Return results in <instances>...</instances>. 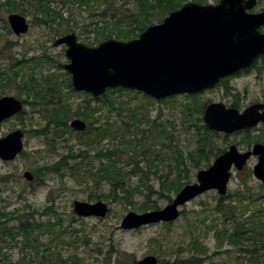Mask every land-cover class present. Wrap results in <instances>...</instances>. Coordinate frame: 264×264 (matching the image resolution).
I'll return each instance as SVG.
<instances>
[{
    "label": "rangeland",
    "instance_id": "1",
    "mask_svg": "<svg viewBox=\"0 0 264 264\" xmlns=\"http://www.w3.org/2000/svg\"><path fill=\"white\" fill-rule=\"evenodd\" d=\"M3 2L5 0H0V3ZM217 2L218 0H207L206 4H216ZM51 7L61 11L65 17L70 16V9L64 4L54 3ZM128 7H133V5ZM263 9L264 0H259L254 10ZM73 10L75 12V20L78 23L75 33L79 41L87 44L89 40L94 43L92 47L103 42L104 40L97 41L94 34L84 32L91 23L98 20V17H91L90 12L79 7ZM1 15L7 20L9 13L2 9ZM27 18L29 22L33 19L32 15ZM161 22L155 20V24ZM30 25L31 27L27 34L16 36L11 29L10 33L3 26V23L0 22V32L3 34L0 38V68H9L13 64L21 63L27 67L23 73H28L30 71L28 67L32 65L31 62H28L29 60L48 55L50 62H53V64H47L38 69L36 71L37 75L53 74L54 79L60 83L61 91L65 96L69 97V99L66 98L71 105V110L73 112L77 111L79 106L84 105L87 96L74 94L68 88L69 77L66 75L68 72L64 68V65L69 62L65 56L66 47L53 46L54 40H51L52 34L49 29L33 25L32 23ZM8 27L10 28L9 24ZM62 27H67V23L65 22ZM58 37L60 36L55 37V39ZM228 87H230V91L224 89L225 105L237 101L240 108H245L256 101L264 102V74L261 79H257L255 74L238 78L230 82ZM2 92H5L4 96H15L17 93L9 85H1L0 96ZM226 92L231 93L226 95ZM120 97L135 108L138 105L144 106L146 110L141 113L146 114L149 111L148 113L153 120L157 118L160 111H162V118L172 120L178 131L176 132L175 144H171L168 149L171 151L175 150V145H178L184 151L185 167L188 172L185 174L183 181L196 182L197 173L201 169H208L213 165L216 159L214 156L211 158L210 165L206 167L207 163L204 162V164H201V169L195 167L189 160V152L195 150L197 143L193 135L194 127L187 129L191 123L185 121L182 104L191 102V99H187L184 96L177 97L178 106L175 108L176 105L171 106V104H159L157 102L155 106H146V101L142 99L140 94L135 92L122 93ZM23 98H26V96L23 95ZM221 98L222 94L219 89L199 97L204 102H211V100L219 102ZM44 109L37 104L33 106L27 105L22 121L14 117L0 125V138L5 137L16 129L50 133L51 129L47 126L48 120L45 118L46 111ZM110 114L113 119L116 117V113L112 112ZM103 115L109 116L108 111H104ZM195 124L200 125L201 123L195 122ZM147 127L146 124H143L141 128ZM132 134L134 136V132ZM79 139L80 137H77V135H68L64 141L55 142L53 146L48 144L46 137L31 134L26 136L24 140L25 152L27 153L24 157L19 156L14 161L0 163V177L1 175H7L6 182H0L1 212L10 215L12 213L17 214V210H19L23 215L32 211L31 208L43 212L47 206L53 205L54 210L63 220L62 227L64 230L59 232L60 226L56 223V218L37 215L38 221L46 222L52 219L51 222H55L56 226L49 232L39 236L38 257L35 251L24 250L23 243L18 246L8 247L6 252L11 256L12 261H20L24 257L26 263L29 264H47V260L43 258V255L47 253V256L60 254L66 258L77 256L81 264H116L118 259L122 264H136L137 261L150 255L157 257L159 262L161 260L164 264H175L176 259L190 258V244L195 238H198L208 247L207 255L210 259H207L204 264H242L245 262L247 264H264L262 260L260 261L257 258V254L253 257H245L240 256L237 251L224 253L228 249L226 239L224 238V241H220L216 237V231L224 230L227 227L224 224L221 213L217 211L219 200L222 198L217 191L206 192L183 206L182 211H185V215H181L173 223L153 224L136 230H124L121 227L122 220L129 212L144 213L146 211L143 208L144 204L156 202L159 209H162L169 203V200L162 198L156 192L159 188V179L156 175L173 172L172 166H174L175 160L171 152L166 160L162 157L156 158L155 168L159 171L158 173L154 172L156 171L155 168L150 170L143 158L141 159L139 167L149 174L150 180L147 182L155 186L152 190L153 193L149 197H147L148 193L142 195L137 193V191H134L133 196L128 200L124 198L125 195L122 192L118 193L117 200H113L110 196L108 201L102 200L108 203L110 207V212L102 219L94 217L79 218L73 212L74 201L96 202V200H90L91 194L101 190V192L108 195L110 190V186L107 183H97L88 176L85 170H82L79 176L74 175L69 170H66L63 174H50L44 177V182L41 184L25 179L24 173L26 171L32 172L34 167L51 164L59 161L63 156H70V147L73 146L77 150L79 148L77 145ZM257 140L264 142V126L256 127L249 132L240 131L230 135L218 133V135L214 136L213 149L215 153L219 149L226 152L231 146H236L239 152H247L252 150ZM113 144L106 140L104 148L113 149L115 148ZM122 159L126 164L122 163L121 167L125 172L131 173L134 167L131 153L124 154ZM70 162L74 163L73 160ZM94 164L99 167V162ZM256 164L257 157L253 156L243 171H237L233 168L227 195L235 194L240 187H245V192L250 195V199H258L259 203L264 200V198H260L261 195L264 196V188H261V181L253 174V168ZM126 182L134 188L140 184V176L129 174ZM175 196L176 194L174 193L171 195L172 198ZM237 200L235 199V202L232 203V200L225 199L223 202L230 208L240 207L243 200L236 202ZM243 203H248V199H245ZM244 206L242 205L241 207ZM252 206L255 208L257 205ZM73 217L75 218L74 220ZM222 245L223 248L221 247ZM122 253H127L132 257Z\"/></svg>",
    "mask_w": 264,
    "mask_h": 264
},
{
    "label": "trees",
    "instance_id": "2",
    "mask_svg": "<svg viewBox=\"0 0 264 264\" xmlns=\"http://www.w3.org/2000/svg\"><path fill=\"white\" fill-rule=\"evenodd\" d=\"M188 1L190 0H5L0 3V22L11 33L6 18L1 15L2 9L9 14L17 13L25 17L32 15L33 19L30 23L49 29L52 34L51 40H55L57 36L76 31L78 23L75 20L73 9L79 7L90 12L91 17H98V20L91 23L84 32L94 34L97 41L110 38L127 41L139 37L149 26L155 24V20L162 21ZM192 1L207 3V0ZM54 3H61L69 7L70 16L65 17L61 11L53 9L51 6ZM132 5L133 7H128ZM65 22L67 27H62ZM2 36L3 34L0 32V38ZM87 45L93 46L94 43L88 40ZM49 59L48 55H43L38 59L32 58L28 61L32 63L31 67H28L30 68L28 73H23L27 67L21 63L13 64L9 68H0V88L1 85H9L17 91L15 96L21 99L25 106L37 104L45 108V118L48 120L47 126L51 129L50 133L24 129L26 136L31 134L44 136L47 138L48 144L53 146L55 142L64 141L68 135L80 137L77 142L79 148L75 150V147L71 146L70 156H63L57 162L32 169L35 183H43L44 177L50 174H63L69 170L79 176L80 172L85 170L88 176L97 183H107L110 186L108 195L99 190V192L91 194L90 200L108 201L110 196L113 200H117L119 192H122L125 195L124 198L128 200L133 196L134 191L142 195L148 193L147 197H149L155 186L147 182L150 180L149 174L139 167L141 159L143 158L151 170L156 167V158L162 157L166 160L170 156V152L175 160V164L172 166L174 174L172 172L156 175L159 179L157 194L171 202L173 193L177 194L184 186L191 183L183 181L188 172L185 167L184 151L178 145H175V150L168 149L171 144H175L178 131L172 120L162 118V111L153 120L149 111L146 114L141 113L146 110L144 106L138 105L135 108L120 97L122 93L135 92L146 101V106H155L157 102L171 104V106L176 105V108L178 106L177 97L182 96L156 101L145 94L119 88L109 89L103 97H93L91 94L76 92L71 83V75L66 73L69 77L68 88L71 92L87 96L84 105L79 106L77 111L73 112L68 101L69 97L61 91L60 83L54 79V75L41 74L38 76L36 73L45 65L53 64ZM4 94L5 92H2L1 96ZM23 95L26 98H23ZM184 97L191 99V102L182 104V110L185 121L191 123L187 129L194 127L193 135L197 143L195 150L189 152V160L199 169L202 168L201 164L204 162L208 167L212 156L218 157L224 153V150L219 149L216 153L214 152L213 140L218 133L210 131L203 123L202 115L207 104L201 101L198 96L186 95ZM93 104L95 105L93 106ZM104 111H108L109 116H104ZM112 112L116 113L114 119L110 114ZM24 114L25 112L16 118L22 121ZM74 118L82 119L88 124L85 132L78 133L71 128L70 122ZM195 122L201 124L198 125ZM143 124L148 127L141 128ZM132 132H134V136H132ZM106 140L114 143L115 148H104ZM257 142L262 141L257 140ZM126 153H131V159L134 161L131 173L125 172L121 167L122 163L126 164L122 159ZM26 154L23 151L21 156L24 157ZM71 160L74 161L73 164L70 162ZM95 162H99V167L95 166ZM154 172L158 173L159 171ZM129 174L140 176L138 186L132 188L126 182ZM82 175L85 177L84 174ZM6 179L7 175H1L0 182H6ZM261 188L264 187L261 185ZM249 197L250 195L245 192V187H240L235 194H229L219 200L217 211L221 213L227 227L224 230L216 231V237L220 241L226 239L228 249L224 253L237 251L240 256L245 257H253L257 254V258L264 263V200L259 203L258 199L254 200ZM260 198H264V196L261 195ZM225 199L232 200V203L235 202V199L243 200L241 206H245L230 208L223 202ZM245 199H248V203H243ZM238 200L236 202H239ZM128 202L130 203V201ZM252 205L257 206L253 208ZM140 208L142 209V207ZM143 208L149 211L159 209V206L156 202H150L144 204ZM31 209L32 211L23 215L19 210H17V214L10 215L0 211V264H29L26 263L24 257L20 261H12L6 249L23 243L24 250L35 251L38 257L39 236L54 229L56 223L60 226L59 232L64 230L63 220L56 213L53 205L47 206L43 212ZM37 215L41 217L53 216L57 222L52 223V219L40 222ZM181 215H185L184 210ZM13 221L14 223H12ZM221 247L223 248V245ZM189 250H191L190 258L176 259L175 264H204L207 259H210L207 255V245L198 238L193 240ZM122 254L132 257L127 253ZM47 255V253L43 255L47 264H81L77 256L66 258L60 254ZM116 264L122 263L118 259ZM159 264H164V262L160 260ZM242 264H247V262Z\"/></svg>",
    "mask_w": 264,
    "mask_h": 264
},
{
    "label": "water",
    "instance_id": "3",
    "mask_svg": "<svg viewBox=\"0 0 264 264\" xmlns=\"http://www.w3.org/2000/svg\"><path fill=\"white\" fill-rule=\"evenodd\" d=\"M258 0H218L216 4L189 1L171 12L161 23L149 26L139 37L128 41L107 39L97 46L78 40L76 33L58 37L54 47L65 46L71 75L77 92L103 97L109 89L143 93L158 101L181 94H197L214 89L222 79L249 68L264 54V10L251 13ZM16 36L30 30L28 18L17 13L8 16ZM24 102L15 96H0V125L24 111ZM263 110V111H262ZM209 130L233 134L264 124V104H253L243 112L224 103H210L204 113ZM77 132H85L87 123L75 118L70 123ZM25 131L16 129L0 138V161H14L24 150ZM252 156L258 157L254 176L264 187V144L239 152L236 146L215 159L208 169L200 170L196 182L183 187L164 208L144 213L129 212L122 220L124 230H136L153 224L175 222L181 208L209 191L221 196L228 192L232 169L242 171ZM24 177L32 182L34 175ZM73 212L79 218H105L108 203L100 200H76ZM136 264H159L155 256H146Z\"/></svg>",
    "mask_w": 264,
    "mask_h": 264
},
{
    "label": "flooded vegetation",
    "instance_id": "4",
    "mask_svg": "<svg viewBox=\"0 0 264 264\" xmlns=\"http://www.w3.org/2000/svg\"><path fill=\"white\" fill-rule=\"evenodd\" d=\"M258 2H259V0H258ZM257 7V6H256ZM254 9H256V8H254ZM252 10L251 11V13H258V12H261V11H263V10H259V11H257V10ZM263 34H264V26L261 28V30H260ZM252 74H255V76H256V78L257 79H261V77L263 76V74H264V54L263 55H261L255 62H254V64H252L249 68H246V69H243V70H241L240 72H238V73H236V74H234V75H232V76H229V77H227V78H224V79H222L221 80V82L214 88V89H211V90H205V91H203V92H200V93H197V94H193V96H198V97H200V96H202L203 94H205V93H208V92H211V91H215V90H221V94H222V98H221V101H219V102H221V103H224V89L226 90V91H230L231 89H230V87H228V84L230 83V82H232L233 80H236V79H238V78H242V77H245V76H250V75H252ZM231 92H226V95H229ZM187 94H185V95H183V96H186ZM190 96V95H189ZM215 101H212L211 100V102H205L207 105H206V107L210 104V103H214ZM225 104V103H224ZM253 104H264V102H261V101H256V102H254V103H252V104H250V105H248L247 107H245V108H240V106L238 105V103H237V101H234L233 103H231V104H226V107H228V108H235V109H238L240 112H243L244 110H246L248 107H250L251 105H253ZM206 107H205V109H206ZM205 109H204V112H203V123H204V125H206L205 124V121H204V113H205ZM263 111V110H262ZM259 126H264V124H259L257 127H259ZM256 128V127H255ZM254 129V128H253ZM250 130H252V129H249V130H244V131H246V132H249ZM219 133V132H218ZM219 134H224L223 132H221V133H219ZM225 135H228V134H225ZM256 143H261V144H264V142H255L254 144H256ZM249 151V150H248ZM257 162H258V157H257Z\"/></svg>",
    "mask_w": 264,
    "mask_h": 264
}]
</instances>
